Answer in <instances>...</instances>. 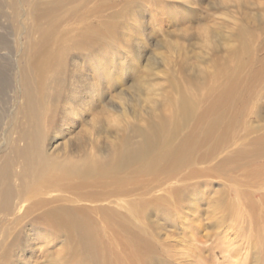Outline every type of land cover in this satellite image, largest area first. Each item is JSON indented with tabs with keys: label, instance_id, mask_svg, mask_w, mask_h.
Listing matches in <instances>:
<instances>
[{
	"label": "bare ground",
	"instance_id": "bare-ground-1",
	"mask_svg": "<svg viewBox=\"0 0 264 264\" xmlns=\"http://www.w3.org/2000/svg\"><path fill=\"white\" fill-rule=\"evenodd\" d=\"M90 1L92 0H0V10L6 13V17L10 21V24L7 23L9 30L12 33L19 34L16 42L7 43L6 37H9L10 31L8 33L7 28L0 27L1 31L5 30L4 32H6V34H1L0 31V50L14 49V53L11 51H8L9 54L6 55L1 54L2 52L0 53V61L2 62L0 63L6 65V63L9 64L7 60H11L12 64H9V67L11 65L13 68L10 67L8 70L7 66H0V233L12 231L13 228L24 221L30 227L33 223L42 225L45 229H57L63 232L68 237V240L71 241L73 251L71 252L75 254L76 264H81V262L84 264H103V258L98 254L96 231L99 229H112L114 228V222L123 228L128 227V223H125L126 220L119 214L114 213V208L111 207L113 205L117 208V205H114V200L109 201L110 198H108L114 197V191L122 194L126 191L130 193L137 192V190L143 189L148 185V181L154 179L155 182V179L159 176L167 177L180 173L182 175L174 179L175 183L180 184L178 182H181L182 184L183 181H189L203 173L219 172L228 168L231 164L240 162L243 164V160L255 161L264 157V132L260 133L259 130L255 129L257 135L254 137L250 136L251 133L255 132L253 130L244 136L241 135L242 137L240 136L241 133H239V137L233 131L234 126H236V119L239 121L243 116L241 110L244 103V89L254 79L260 82L261 80L257 76H262L261 74L264 73L263 62L259 71L256 68L254 72L247 73L248 76L245 74L246 70L250 71L251 69V62H253L251 57H253L254 52L245 42L246 39L252 37L251 34L247 38L250 34L248 30H245L247 26H244L245 29L243 26L242 28L238 26V30L235 27L232 29L235 32L237 31L235 35L234 31L231 34L235 36L233 37V39L235 38L233 42L238 41V46L235 44L229 50H226L228 48L223 49L224 53L228 51V54H226L228 59H225L226 55L223 56L224 61H226L223 62L225 67L222 68V65H220V73L217 69L218 72L216 71V73L219 76L217 75L216 80L212 78L214 86L209 83L208 89L206 87L208 91L205 90V94H197L198 91H201L200 86H197H206L205 80L209 75L202 74V72L199 77L197 75L198 78L193 77V81L187 76L183 77L184 82L182 84H185L186 87L192 84V87H195L193 89L194 92L186 91L187 89L183 87L179 90L174 86L175 95H173L171 88L169 89L170 95L169 91L161 92L162 90L159 89L158 85L143 88V95L148 100L151 99L152 95L162 97L164 109L160 111L154 105L147 116L140 115V117H136L135 123L123 125L119 132L121 134L116 132L117 135L115 134V137H106L105 145L101 146L100 141H97L100 130L97 133H93L96 130H94L96 122L93 114L97 113V110L101 108L103 99L106 98L112 87L111 82H114V80L123 82V79L120 75L118 78V73L114 74L113 70H111L114 65L112 64L114 51L118 48L113 46L110 52L107 50L108 52H105V61H98L95 56L88 55L90 52L96 51L99 45L103 41L105 42L102 39H107V36L111 34L109 32L110 29L102 33L103 29L96 27L97 25L85 26L89 21L88 19H91V16L94 18V15L99 14L100 8L103 6L98 5L99 2L98 4L95 2L98 6H93L88 11L86 6L90 7L88 6L91 3ZM219 1L221 2V0ZM234 1L236 2V0ZM95 3L94 5H96ZM104 5L108 8L113 4L109 1L105 2ZM237 6L239 7V5ZM82 7H85L87 12L84 11V15L81 14L79 16V11ZM239 8L242 7L240 6ZM90 14L92 15L90 16ZM232 15L234 18V14ZM76 17L79 18L77 23L83 24L85 29H81L82 31L72 35L74 29L71 27V29L67 28L68 30H66L62 27V23L67 22L69 18L75 19ZM237 23L239 22L237 21ZM245 23L244 25H246ZM242 24L241 22L238 25ZM73 25L74 21L71 26ZM136 28H138V25ZM226 35L228 36L229 34L224 36ZM20 36L24 38L23 41L19 40ZM208 38L205 41L207 45L212 47L218 45V43L215 45L216 41L214 42L212 39V42ZM223 41H225L224 37ZM253 42L256 44L255 41ZM14 43L15 47H13ZM220 43L219 46L222 45ZM259 46L261 48V44ZM117 47L119 46L117 45ZM235 47H238L237 51ZM70 50L76 51L78 56L88 55L90 62L92 61L91 64L88 63L89 68L84 70L80 67V62L85 60V58L77 64L74 63L75 65L71 66L72 63L68 65L70 58L73 59L72 55H67V51L71 52ZM205 50L203 51L205 52ZM238 50L246 58H243L241 53L238 54ZM206 55L209 54L205 52ZM214 55L212 53L210 57L208 56L210 58L209 62L213 67L219 64L214 62L221 59L219 56L216 59L213 58ZM67 58L68 61L66 63ZM253 58L255 59V57ZM228 60L236 61V68L228 70V63L232 64ZM201 63L199 62V64ZM99 64H103L105 68L100 72L102 76L97 75L94 79L87 72L91 70V73L98 74L97 67ZM213 67L210 69L212 73ZM76 72H79V74L76 75ZM189 77H191L190 74ZM213 77L215 76L213 75ZM100 79L106 82L103 90L100 88ZM254 81L252 82L254 83ZM78 83H82L80 87ZM139 83L142 85L141 88L145 87V84ZM137 89L140 90L138 92L142 91L140 88ZM248 100L250 99L248 98ZM244 107H246V104ZM240 113L242 115L238 119L237 117L239 116L237 115ZM86 118H90L89 120L92 123L89 129L92 134L90 135L89 143L87 140V146L80 144L79 148L78 146L74 148L63 143L58 149L52 147L54 141L50 143V140H55V135L59 136V133L56 132L57 128L60 127V132L62 133V130L65 131L68 125L71 127L76 123L82 124ZM52 133L54 136L50 137ZM239 141L240 144L238 145ZM232 143L237 144L236 148L233 147L234 149H232ZM229 144H232L231 151H227L230 148ZM220 152L226 153L221 156ZM241 166H244V164ZM233 168L236 170L235 167ZM248 169L250 168L248 167ZM246 171L249 172V170ZM255 172L257 177L259 176V179H261L260 177L264 174L263 171L260 170V173L258 171ZM218 177H220L219 174ZM241 177L243 176L241 175ZM234 182L232 180L235 185L236 183ZM257 182H259L257 192L260 194V205L257 204L254 208L251 204L250 195L243 191L236 195L237 205H242L245 202L251 209L250 211L247 210L248 214L246 216L239 217L240 225L231 231L227 230L223 237L221 236L220 257H217L211 245L209 249L204 247V244L207 243L205 238L207 235L198 238L194 235L191 240L193 244L190 243L192 247L187 248L188 246H184L181 250L182 262L184 261L183 256H187L190 257V259L186 258V260L189 259L187 262L190 261V264L264 263V182L263 179ZM157 183H160V181H157ZM160 184L156 188L159 189L162 185ZM148 186L151 187V185ZM151 188L147 187L144 190H150ZM181 189L176 188V186L175 188L169 186L168 189L159 190L162 191L163 195L153 198L150 196L152 195L151 191H145L149 195L142 190L145 195H149L151 198L148 199L149 197L146 198L143 194V199L140 200L137 194L134 195V197L137 196L139 199L137 203L132 200L133 203L126 202L122 206L133 216L134 214L136 215V212L143 213V211L149 210L150 207L153 209L156 202L163 203L162 201L166 200L167 196H171L169 200L174 199L177 193L183 192V189ZM129 199L126 197V200ZM180 199L182 198L180 197ZM104 200H106V204H103ZM222 206L225 208V212H228L231 208V204L226 201L221 203ZM142 213L139 214L140 217ZM244 219L250 222L248 226L243 225ZM256 226H260V229H257ZM156 233L158 232L156 231ZM76 234L81 236L83 234L84 240L78 241ZM184 241L181 240L182 243ZM15 242H17V237H13L9 243L4 241L1 243L0 241V264H13V262L11 263V259H13L11 250ZM217 245L219 244L216 243ZM18 247L20 248V246ZM205 254L210 257L206 259L204 257ZM148 256L150 254L146 251L140 253L137 251V253L131 255V259L136 262ZM15 258L17 259L16 256ZM178 261H180L179 258ZM187 262L184 264H189ZM25 263L23 262V264ZM14 264H20V262ZM26 264H37V262L33 261ZM57 264L63 263H60L58 259Z\"/></svg>",
	"mask_w": 264,
	"mask_h": 264
},
{
	"label": "rangeland",
	"instance_id": "rangeland-1",
	"mask_svg": "<svg viewBox=\"0 0 264 264\" xmlns=\"http://www.w3.org/2000/svg\"><path fill=\"white\" fill-rule=\"evenodd\" d=\"M100 1L101 0H96V1L92 0L90 1L91 3L88 5L90 7L86 6V8L89 11L90 9L93 8V6L96 7L98 5L100 6L103 5L100 8L101 10L99 11V14L94 15L95 16L94 18L93 16H91L92 14H90L91 19H88L90 22L88 21L87 25L85 26L97 25L96 27L103 29L101 31L102 33L110 29L109 32H111V34L107 36V39L106 38L102 39L105 40V42L103 41L98 48L96 47L97 48L96 51L94 50L93 52H90V54L88 55L95 56L98 61H105L104 60L105 54L108 51L110 52L113 46H115L114 48H118L116 51H114V56L112 61V64L114 65L113 67H111V70H113L114 74L118 73L117 74L118 78L120 75L121 78L123 79V82H118L114 80V82H111L112 84L110 83L112 87L110 88V91L106 96V98H104L105 100L103 99L101 103V108L97 110V113L93 114L95 117L94 121L96 122L94 128V130L95 129L96 130L93 133H97V131L100 130L99 139H97V141L98 142L100 141L101 146L105 145L104 142H106V137H111V138L113 136L115 137V134L117 135L116 132L119 133L123 125L129 123H135L136 117H140V115L147 116L151 112V109L153 108L154 105L157 106L160 109V111L164 109L162 103L163 102L162 97L152 95L151 99L148 100L145 98V95H143V88L146 87L149 88V86L158 85L159 89L162 90L161 92L165 93L166 91H169L170 95H171L169 90L170 88L173 91V95H175L174 86H176L179 90L181 89V87H183L187 89L186 91L190 90L194 92L193 89L195 87H192V84H190L191 86L187 85L190 89L186 87L185 84H182V82H184L183 77L187 76L188 78H191V81H193V77L196 78L197 75L199 77L200 76L199 74L201 72L202 74L203 73L207 75L209 74L208 76H210L211 78L206 75L207 76L206 77L207 79L205 80L206 86L201 87L203 85H198L197 87L200 86L201 91H198L197 94H201V93L205 94L206 91H208L207 89L210 84L211 86L212 85L214 86V80H216L215 78L219 76L218 73H216L217 69L220 73L221 69L219 68L225 67L224 66L225 64L223 62H226L224 61L226 58L228 59L226 55L228 54V51H226L227 53H224L223 49L228 48L226 50H229L231 47H234L235 44H237L236 46H238V41L237 42L235 41V43L233 42L235 39V38L233 39V37H235L234 35L237 32L232 30L234 29V27L238 30V26L240 28H242V26L243 28L244 26L245 27L247 26L246 29L244 28L245 30H248V32H250V34L247 33L249 34L247 38H249L250 35L252 34V37H250L249 39L245 38L246 40L245 39L244 40L247 46L249 45L248 47H251L252 52L254 51L253 57H255V59L251 57L253 61L251 62L252 63L251 69L250 71L246 70L245 74L248 76V74H250L249 72L251 71L254 72L256 68L259 71V69L261 68L264 62V58H263L264 57V51H263L264 50L263 49L264 48V33H263L264 3H262L263 5L261 4V2H264V0H238L241 3L238 2L237 0L236 2L234 0H230V1L221 0V2L220 1L218 2V0H106V1L102 0L103 3L102 1L101 2ZM109 1L113 5L107 8L105 7L104 4L105 2H109ZM95 2L97 4L99 2V4L97 5ZM92 3L93 5H91ZM94 3L96 5H94ZM260 4L262 8H260L261 7ZM237 5H239V7L241 6L242 8L244 6L245 7L242 9L239 8ZM86 8L82 7L80 9L79 16L81 14L84 15V11L87 12ZM232 14H234V18L232 17L233 16ZM230 17L232 18L230 19ZM78 20L79 18L77 17L75 19L69 18L67 22L62 23V27L66 30H68L67 28L71 29L72 27L74 29L72 35L73 34L76 35L80 31H82L81 29H85L83 27L84 26L83 24L77 23ZM236 20L239 23L236 24L237 22ZM73 21H74V25L71 26ZM9 22L10 21L8 17H6V13L1 12L0 10V27L3 26L7 28L8 33L10 31L8 27L9 26L8 24H10ZM233 22L235 25L233 24ZM241 22L243 24L238 25L241 24ZM244 23L246 25H244ZM136 24L138 25V28H136L137 26ZM229 27H233V28H229ZM4 31H1V34H6V32ZM10 33H9V37H6V39L8 40V41L6 40L7 43L14 41L16 42V40H18L17 36L19 34L17 35V33L15 32L12 33L11 31ZM231 33H234V35ZM222 34L225 41H223ZM225 34H229V35L224 36ZM220 37H222L221 40H219ZM207 38L208 40L213 39L214 42L216 41L215 45H217V43L218 45L216 47L207 45V43L205 42ZM252 38L255 40H253ZM19 40L23 41L24 38L20 36ZM230 40L233 42V44L232 42L230 43ZM226 41H228L230 44ZM253 41H255L256 44ZM127 42H129L130 44ZM219 43L222 45L219 46ZM260 44H261V48L259 46ZM117 45L119 47H117ZM13 47H15V43ZM235 48L237 51L238 47ZM203 50H205L206 54L209 55L205 56V52ZM211 50L213 51L216 50V51L213 52ZM8 51L14 53L13 48L11 50H7V49L2 51L0 50V53L2 52L1 54L6 55L9 54ZM70 51L71 52L67 51L68 52L67 55L69 54L72 55L73 59L70 58L68 65H70V63H72L71 66L75 65L78 62H80V60H83V58H85V60L82 61L83 63L80 62L81 64L80 67L84 70L89 68L88 63L91 64L92 61L90 62L88 55L78 56L76 51L74 50H70ZM221 51L223 52V55ZM212 53L213 55L215 54L213 57L215 59L217 56L221 57V59H219L220 61L217 60L214 62L215 64L219 63L214 67L209 62L210 58H208V56L210 57ZM240 53L241 52L239 51L238 54ZM224 55H226L225 59H223ZM241 56L243 58H246L245 56H243V53H241ZM198 59L200 60L198 61ZM204 59H206L207 62L204 61ZM67 61L68 58L66 60V63ZM203 61L205 62V65ZM7 62H9V64H12L11 60L10 61L7 60ZM199 62L202 63L199 64ZM228 62L232 63V64L228 63L229 65L228 70L230 68L231 69L236 68L235 67L236 61L233 62L228 60ZM1 63L0 66L2 67L7 66L6 67L7 69L8 68L10 69V67L12 68V66L10 65L9 67V64L7 63L6 65ZM207 64L209 65L207 66ZM201 65L202 67L205 66L206 67L202 68ZM220 65L222 66L220 67ZM212 67L214 69L213 73L212 70H210ZM104 68L105 66L103 64H99V66L97 67V70L99 72L98 74L94 72L91 73V70L88 71L87 74L89 76L91 75L95 79L97 75L102 76L100 72H102ZM193 72L195 73L194 75ZM75 74L77 75L79 74V72H76ZM189 74L191 77H189ZM263 74H261L262 76L260 75L257 76V78L258 77L260 78L261 80L260 82L257 79H254L255 81L252 80L254 81L255 84L252 81H250L248 86H246V88L243 91L244 103L241 110L243 116L241 118L242 115L241 113L237 115L239 117L236 116L238 119L240 118L241 119L239 121L236 119L235 121L236 126H234L235 128L233 129L235 134H238V136L239 133H241L240 136L241 135L244 136L246 133H249L252 130L255 131V129L259 130L260 133L264 132V82H263L264 75ZM213 75L215 77H213ZM138 81L141 82L142 84H145V87L141 88L142 85H140ZM105 83H106L105 81L100 79L99 84L101 85V87L100 85L99 87L102 88V90L103 88L105 89L106 86ZM81 84L82 83H78V86L80 87ZM139 85L140 87H138ZM137 88H140L142 90L141 91L142 93L138 92L140 90ZM246 90H248L249 92ZM248 98L250 100H248ZM245 104L246 107H244ZM89 119L90 118H86V120L82 122V124L80 123L81 125L78 123L72 125L71 127L68 125L65 128V131L62 130L63 131L62 133L60 132L61 129L58 126L59 128H57L56 132L59 133V136L55 135V140H50V143L54 141L52 147L53 148L56 147V149H58L62 146L63 143H66L67 145L72 146L74 148H76L77 146L79 148L81 145L87 146L89 143L90 135L92 134L91 130H89L92 124L91 120ZM51 135L50 137L54 136L53 133ZM255 135H257V131L251 133L250 136L254 137ZM232 144H233L232 149H234L233 147L236 148L237 144L238 145L240 144V141L237 144L235 143ZM232 144H229L230 148H228L229 147L228 145L227 151L232 150L231 149ZM224 153L220 152L221 156L222 154L224 155ZM243 161L242 163L244 164V166H241L243 165L241 164V162L231 164L228 167L229 169L226 168L219 172L203 173L201 175H197L196 177L192 178L189 181L186 182L183 181L182 184L181 182H178L180 184L175 183L176 177L181 176L182 175L181 173L167 177L159 176L155 179V182L157 183V181H160L162 185L160 183H157L156 185L154 179L148 181V183L146 182L148 185H151L152 187L151 188L148 185H146L148 188H151L150 190L148 189L146 190L148 192L151 191L150 193L152 195H150L148 192L147 193L145 192L146 190L144 189L147 188L146 186L143 189L141 188L140 190H137V192L130 193L126 191L125 193L127 194L129 193V195L132 194L130 195V197L124 192L122 194L114 191V197L112 196L108 198H110L109 201L114 200V205H117V208L116 206L113 205H111V207L114 208V213L119 214L120 216H122L124 220H126L125 223L126 222L128 223V227L123 228L117 225L116 222H114V228L102 229V230L99 229L97 230L98 232L96 231V236L98 239L97 247L99 249L98 254L103 258V264H131V263L132 264H181V263L184 264L185 262H187V260L190 259V257L183 256L184 261L182 262L181 250L182 248H184V246L185 247L188 246L187 248H189L190 246L192 247L191 244L193 243L191 240L193 239L194 235L197 236V238L207 235L205 237L207 239V243L204 244V247H206L207 249L213 247V250L217 254V257H220V251H221L220 242L222 241V237L224 233L227 230L231 231L235 229L238 225H240L239 217L240 216L243 217L244 215L246 216V214H248V211H250L251 209L247 203L245 204V202L242 205H237L236 195L240 191H243L250 195L252 200L251 204L254 206V208L256 207L255 205L257 204L260 205V201H259L260 194H258L257 192L259 182L257 181L263 179L264 182V174L260 177L261 179H259V176L257 177V173L255 171H258L260 173V170H262L264 173V157L259 158L255 161H250V160L247 161L243 160ZM245 161L248 163V165ZM233 167H235L236 170H234ZM248 167L250 169H248ZM246 170H249V172ZM247 172L249 173V175ZM218 174L220 175V177H218ZM241 175L243 177H241ZM245 176L247 179L245 178ZM232 180L235 181L234 183H236L235 185L237 187L232 183ZM159 184L161 186L158 189L156 187H159ZM163 186H165L166 188ZM169 186H171V188L172 187L175 188V186L176 188H182L183 192L181 191V193H177L174 199L169 200L171 196H167L168 198H165L166 200L162 201L163 203L156 202L155 205L153 206L154 208L152 207L153 209H151L150 207L149 210L147 209L146 211H143V213L140 212L142 213L141 217L139 216L140 213L137 212L136 215L134 214L132 216V214H130V212H128L126 208L123 207L126 202L133 203L134 201L135 203H137L139 199L140 200L143 199L144 192L145 194H149L152 198L159 197L163 195L162 191L159 190L168 189ZM245 187H247V189H245ZM142 190H144V192ZM145 194L144 196L148 198L149 195L147 196ZM134 195H137L139 199L137 196L134 197ZM115 197H118L120 200ZM126 197L127 199L130 198L131 200L130 199L126 200ZM151 197H149L148 199H150ZM180 197L182 199H180ZM104 201L105 202H103V204H106L107 203L106 200ZM225 201L231 204L232 209L231 208L229 209L230 212L229 211L225 212V208L223 206L221 207V203ZM252 205L250 206L253 207ZM119 207L123 210H121ZM135 216H137L138 218ZM137 219L138 221L136 222ZM243 223L244 226H248L250 222L244 219ZM26 224H27L26 221H24L22 222V224H19L18 226L13 228L12 231L10 230L8 232L6 231L7 233L6 232L0 233L1 243L2 241L9 243L11 239H13V237H17L18 243L15 242L11 250V256L13 258L11 259V263L13 262L14 264L20 262V264H23V262L30 263L36 261L37 264H57V261L59 259L60 263L63 264H76L75 254L72 253L73 251L70 243L71 241L68 240V237L63 232H60L57 229H45L42 227V225H37L33 223L31 227ZM256 228L260 229V226H256ZM156 231L158 233H156ZM163 231L166 235L167 234L168 235L166 236L163 233ZM143 232L145 233V235ZM80 236H81L80 234L78 235L76 234V239L78 241L84 240L85 237L83 236V234L81 237ZM169 236L171 237L172 240L170 239ZM181 240L182 241L185 240V241L182 243ZM218 240L219 242H217ZM216 243L219 245L216 246ZM17 244H19L18 246H20V248L17 246ZM137 251L139 253L146 251L148 254H150V256L146 257L145 259H141V261L137 260L136 262L135 261L133 262V260L131 259V255L133 253H137ZM207 253L209 254V252ZM206 255L207 254H205L204 257L208 259L210 256L208 257ZM15 256L17 257V259L15 258ZM178 258L181 262L178 261ZM186 258L189 259L186 260ZM187 263L190 264V261H188ZM81 264L84 263L81 262Z\"/></svg>",
	"mask_w": 264,
	"mask_h": 264
}]
</instances>
